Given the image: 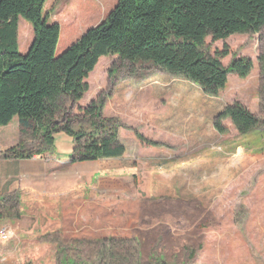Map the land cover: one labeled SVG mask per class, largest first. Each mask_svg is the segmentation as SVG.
<instances>
[{"label":"rangeland","instance_id":"obj_1","mask_svg":"<svg viewBox=\"0 0 264 264\" xmlns=\"http://www.w3.org/2000/svg\"><path fill=\"white\" fill-rule=\"evenodd\" d=\"M116 1L46 0L49 23L60 27L56 56ZM32 40L31 25L19 18L21 55ZM206 47L210 55L226 49L225 68L246 58L252 70L245 78L229 73L224 90L209 97L150 64L100 59L88 92L71 105L73 128H88L81 109L100 97L102 116L121 125L125 153L71 163L73 138L56 133L54 153L33 157L34 191L0 193V200L17 195L20 211L16 221H0L8 235L0 237V264H149L159 256L167 264H264V28L207 38ZM234 103L261 120L258 130L240 135L225 119V134L217 132V116ZM19 143L39 149L16 119L0 127V154Z\"/></svg>","mask_w":264,"mask_h":264},{"label":"trees","instance_id":"obj_2","mask_svg":"<svg viewBox=\"0 0 264 264\" xmlns=\"http://www.w3.org/2000/svg\"><path fill=\"white\" fill-rule=\"evenodd\" d=\"M45 3L0 0V127L16 119L19 132L30 134L39 147L33 151L19 143L1 152L4 160L53 154L58 132L73 138L71 163L121 158L125 153L118 135L121 125L102 116L103 99L98 97L81 109L87 129H74L70 115L71 105L88 92L87 79L101 58L116 56L129 65L150 64L191 82L206 96L217 97L226 87L229 73L245 78L252 63L234 58L225 68L221 60L228 55L226 49L210 55L206 39L225 41L264 28V0H117L99 24L56 56L60 27L49 23ZM19 18L28 22L33 32L23 55L18 51ZM262 100L264 103V95ZM225 119L240 135L258 130L262 124L239 103L217 116L214 128L221 135L226 132L221 125ZM18 206L17 195L2 198L0 221L19 219ZM149 264L167 263L159 256Z\"/></svg>","mask_w":264,"mask_h":264},{"label":"crops","instance_id":"obj_3","mask_svg":"<svg viewBox=\"0 0 264 264\" xmlns=\"http://www.w3.org/2000/svg\"><path fill=\"white\" fill-rule=\"evenodd\" d=\"M112 8H109L108 11H110ZM34 158L29 160H0V193H12L16 190L17 187L21 188H31V190L34 191V173L35 177L37 175V171L39 168V165L34 163ZM97 162V161H96ZM61 163V162H60ZM62 166L64 164L61 163ZM35 168V171H34ZM58 167H55L57 169ZM19 178L20 182H15L14 179ZM3 179L7 180L5 183H3ZM11 180V181H9ZM66 184H57L56 186H53L54 188L60 190L64 188ZM47 188H50V185L47 186ZM29 190V189H27ZM24 194V192H23Z\"/></svg>","mask_w":264,"mask_h":264},{"label":"built area","instance_id":"obj_4","mask_svg":"<svg viewBox=\"0 0 264 264\" xmlns=\"http://www.w3.org/2000/svg\"><path fill=\"white\" fill-rule=\"evenodd\" d=\"M0 237H1L2 239H7V238H8L7 231H5V230H1V231H0Z\"/></svg>","mask_w":264,"mask_h":264}]
</instances>
